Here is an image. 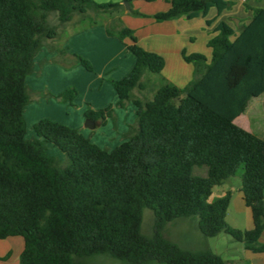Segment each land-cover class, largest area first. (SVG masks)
<instances>
[{"label": "trees", "instance_id": "16d2710c", "mask_svg": "<svg viewBox=\"0 0 264 264\" xmlns=\"http://www.w3.org/2000/svg\"><path fill=\"white\" fill-rule=\"evenodd\" d=\"M136 1L157 0L123 3ZM168 2L170 8L154 16L157 22L234 6L227 0ZM124 9L93 0H0V240L24 238L20 264H90L99 255L125 264H249L226 261L210 249H185L164 231L176 220L197 219L204 237L225 233L246 250L264 253V140L235 123L250 100L264 93V8L253 10L252 22L234 41L235 30L220 23L219 35L208 44L210 62L203 54L183 53L194 66L185 88L163 77L164 58L142 48L133 29L109 26V36L132 41L128 49L137 63L125 78L111 81L118 103L89 107L85 117L105 125L117 108L133 103L136 123L127 140L103 149L80 130L50 119L36 123L35 136L27 138L26 82L39 53L44 47L55 51L49 41L76 16L96 25L98 15ZM54 14L57 25L51 22ZM74 57L92 71L88 60ZM77 95L69 89L57 98L74 105ZM50 147L64 159L51 155ZM196 168H207V175H195ZM240 169L252 230L227 223L230 191L210 200L213 188ZM145 209L155 215L152 235L142 232Z\"/></svg>", "mask_w": 264, "mask_h": 264}, {"label": "crops", "instance_id": "0c3cea01", "mask_svg": "<svg viewBox=\"0 0 264 264\" xmlns=\"http://www.w3.org/2000/svg\"><path fill=\"white\" fill-rule=\"evenodd\" d=\"M93 1L97 4H124L123 0ZM227 1L234 3L230 10L219 12L213 7L208 14H201L194 19L183 16L165 22H157L154 16L170 8L168 0L150 3L152 10L147 12L139 9L142 1H136L129 10L125 7L121 13L108 14L105 24L97 23L78 31L76 26L81 21V17L76 16L68 25L69 36L63 41L59 39L64 43H61L64 50H67L64 60L54 63L57 62V52L49 50L48 47H44L35 59L34 73L26 82L29 95L30 92L32 94V100L30 98L25 108L27 127L31 131L39 121L50 119L78 129L86 137L91 135L92 142L103 149H115L124 142L120 144L116 134H126L130 126L136 123V106L130 103L126 108L117 109L114 120H108L105 125L96 122L94 132L87 129L85 117L89 107L99 110L119 101L118 93L111 81L125 78L137 63V58L128 49L132 44L129 38L120 41L108 35L107 28L111 20L109 15H112V19L115 15L117 20L115 26H120L122 22L121 26L133 29L142 48L164 58L163 77L176 86L185 88L194 78V66L185 61L183 53L187 55L200 53L210 62L213 50L208 44L219 35L217 28L220 23L225 22L235 30L236 34L231 38L234 41L242 29L252 22L253 10L264 8V0ZM131 11L139 12L144 16H134ZM74 55L89 60L94 72L89 73L76 61ZM50 60L53 62L49 63ZM42 62L47 63L40 67ZM69 89H76L78 92L74 105L57 98ZM235 123L264 140V93L250 100L246 111L235 120ZM54 155H58L57 152ZM232 199L234 201L233 196ZM236 201L237 209L247 215L245 230H252L254 224L251 211L244 203L241 190L236 196ZM261 242L264 243V232ZM24 246L25 243L21 238L10 237L0 240V264H20ZM234 262L264 264V253H253L243 246L240 258Z\"/></svg>", "mask_w": 264, "mask_h": 264}, {"label": "rangeland", "instance_id": "374dc122", "mask_svg": "<svg viewBox=\"0 0 264 264\" xmlns=\"http://www.w3.org/2000/svg\"><path fill=\"white\" fill-rule=\"evenodd\" d=\"M149 4L150 3L142 1V5L139 6V9L141 11H144V12L151 11L152 5H149ZM107 15L108 14H101V15H98L97 18L95 17L97 20V23L98 24H105L104 22L106 21ZM109 16H111V20L109 22V25L111 27H113V26L115 27L116 22H117V20H115L116 19L115 15L113 16V19H112V15H109ZM51 22L53 25L58 24L55 14L51 17ZM117 24H119V23H117ZM121 24H122V22H121ZM121 24H119V25L121 26ZM68 25H66L65 27H63L60 30L59 37L55 41H52V42L49 41V43L56 48V50L53 52H57V58H56L57 62H54V63H60L61 60H64L63 58L65 57V53H61L62 51H64V48H63L64 46L62 45L64 43L60 42L59 39L61 41H63L65 38H67L69 36V33H67L68 32L67 30L70 26L68 27ZM94 25L92 23V20L89 17L81 18V21L76 26V31H78L80 29L82 30L86 27L88 28V27H91ZM59 42H60V44H59ZM65 51H67V50H65ZM52 62H53L52 60L49 61V63H52ZM46 63L47 62L40 63V67L42 65H45ZM93 70L89 71L87 69V71L89 73L94 72ZM149 75L153 76L152 74H149ZM149 75H147V76H149ZM137 94L141 97H148V98H152V96H153V92H148V93L142 92L141 94L139 92H137ZM30 98L32 100L31 92H30ZM116 104H112V105H116ZM117 109H121V108H117ZM87 120L88 119L86 118V121ZM112 120H114V119H112ZM87 129H89V128H87ZM89 130L92 131L93 129H89ZM94 130H93V132H94ZM31 134H33V135H31ZM126 134H116V138L119 139L120 144L123 141L127 140ZM34 136H35V133H34L33 129H31V131H30L28 128L27 138H32ZM88 137H91V135ZM109 141H110V139H109ZM115 148H117V147H115ZM56 152L59 156H61V158L64 159V155L57 148H52V147L49 148V153L51 155H54V153H56ZM242 172H243V170L240 169L236 176L227 180L223 185L214 187L210 200L211 201L217 200V199L223 197L227 192L230 191L232 193L234 201L231 202L230 207L227 211L226 221L233 228L245 230V227L247 224V217H246L247 215L245 216L244 215L245 213H243V211L242 212L239 211V209H237L238 205H236V202H237L236 196L238 195V193L242 187V179H241ZM195 175L206 176L207 175V168H196L195 169ZM154 223H155V215H154L153 211L150 209H145L144 215H143L142 232L145 235H152L153 231H154ZM164 234L168 239L178 243L181 247H183L185 249L192 250V251H200L202 249H210L214 253L221 256L224 260L230 261V262H232V261L234 262V260H237L238 258H240L241 251L243 250V244L242 243L234 240L231 236H229L225 233L219 234L216 237H208V238L204 237L203 234L201 233L200 229H199L197 219L196 220L179 219V220H176L172 223H169L165 227ZM15 238H21L24 241L23 237H15ZM91 260L92 261L90 264H125V263H123L117 259L111 258L108 255L95 256V257H92Z\"/></svg>", "mask_w": 264, "mask_h": 264}, {"label": "water", "instance_id": "95a60500", "mask_svg": "<svg viewBox=\"0 0 264 264\" xmlns=\"http://www.w3.org/2000/svg\"><path fill=\"white\" fill-rule=\"evenodd\" d=\"M124 5H125L126 9H128V10L130 9V4H129V2H125ZM86 126H87V128H89V129H95L96 126H97V124H96V122H94V121L88 119V120L86 121Z\"/></svg>", "mask_w": 264, "mask_h": 264}]
</instances>
